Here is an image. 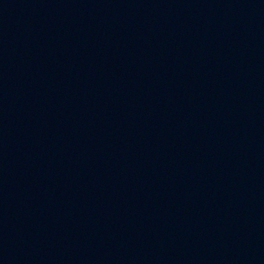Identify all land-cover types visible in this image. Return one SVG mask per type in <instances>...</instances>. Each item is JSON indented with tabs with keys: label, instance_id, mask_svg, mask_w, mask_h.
<instances>
[{
	"label": "water",
	"instance_id": "water-1",
	"mask_svg": "<svg viewBox=\"0 0 264 264\" xmlns=\"http://www.w3.org/2000/svg\"><path fill=\"white\" fill-rule=\"evenodd\" d=\"M264 12V0H252Z\"/></svg>",
	"mask_w": 264,
	"mask_h": 264
}]
</instances>
